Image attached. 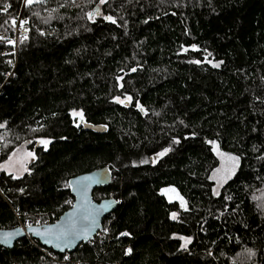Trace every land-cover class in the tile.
Here are the masks:
<instances>
[{
  "label": "trees",
  "instance_id": "16d2710c",
  "mask_svg": "<svg viewBox=\"0 0 264 264\" xmlns=\"http://www.w3.org/2000/svg\"><path fill=\"white\" fill-rule=\"evenodd\" d=\"M24 1L0 0V163L44 145L0 170V229L57 220L69 179L106 166L93 196L120 203L72 259L264 264V0ZM214 146L238 158L216 193ZM14 263L67 264L28 237L0 246Z\"/></svg>",
  "mask_w": 264,
  "mask_h": 264
},
{
  "label": "water",
  "instance_id": "95a60500",
  "mask_svg": "<svg viewBox=\"0 0 264 264\" xmlns=\"http://www.w3.org/2000/svg\"><path fill=\"white\" fill-rule=\"evenodd\" d=\"M127 104L128 103H124ZM141 113L144 110L138 106ZM77 126L85 131L104 133L107 128L104 125H94L85 122L78 117ZM42 145L40 139L33 144L36 151ZM91 179H85V178ZM112 180L108 167H100L91 171L78 174L68 183L74 197L72 205L65 210L59 218L50 224L32 225L23 229L20 226L0 229V246L11 249L19 240L31 236L43 247L50 249L57 254L72 253L81 244H87L103 227V220L117 208V201L114 198H103L96 200L93 191L96 188L106 187ZM74 225V227H72ZM12 233L8 242L5 243L4 234ZM45 233L44 235H41ZM60 236L57 240L55 237ZM70 242L65 247V243ZM59 245V246H57ZM17 264V263H14Z\"/></svg>",
  "mask_w": 264,
  "mask_h": 264
},
{
  "label": "rangeland",
  "instance_id": "374dc122",
  "mask_svg": "<svg viewBox=\"0 0 264 264\" xmlns=\"http://www.w3.org/2000/svg\"><path fill=\"white\" fill-rule=\"evenodd\" d=\"M27 2V0H26ZM34 0H32V3ZM25 5H30L26 4ZM100 15L99 13L93 14ZM80 113V112H72ZM74 116V115H73ZM75 118L78 115L74 116ZM77 120V118L75 119ZM30 141H24L19 145L9 157L0 163V170L12 174L15 177L22 176L29 171V165L35 160L36 152L28 147ZM35 140H33L34 144ZM32 143V142H31ZM32 145V144H31ZM33 146V145H32ZM214 152L216 157V167L211 173V180L214 183V192H218L220 187L226 182L236 171L238 163L232 160V157H236L232 154L221 151L217 146H214ZM160 153L153 155V161H156L160 157Z\"/></svg>",
  "mask_w": 264,
  "mask_h": 264
},
{
  "label": "built area",
  "instance_id": "2783aa9c",
  "mask_svg": "<svg viewBox=\"0 0 264 264\" xmlns=\"http://www.w3.org/2000/svg\"><path fill=\"white\" fill-rule=\"evenodd\" d=\"M24 3L27 4L26 0L24 1ZM15 60H12L10 62V66H11V71L8 73L7 78L11 76L12 71L15 67ZM117 203H120V201H117ZM113 213V212H112ZM111 214V213H110ZM19 216V213L17 214V217ZM37 221L36 224H32L31 221H29L26 225H24L23 223H19V226L22 227L23 229H25L28 226H32V225H45V224H50L53 223L54 221H52L51 216H48L46 219H43L40 215L37 216ZM103 233H107V229L103 230V231H98V233L93 237L92 240H90L89 242L92 243L93 241H98L100 240V237L102 236ZM28 239L31 241V243L33 245H35L36 247L39 248V250L45 254L47 257H49L50 259H52L53 261L57 262V263H67V264H82L81 261L78 260H74L72 259L68 254H65L63 257L59 258L57 257V253H54L53 251L49 252L48 250H45L46 248L43 247L36 239L32 238L31 236H27ZM40 245V246H38ZM45 248V249H44Z\"/></svg>",
  "mask_w": 264,
  "mask_h": 264
},
{
  "label": "snow or ice",
  "instance_id": "6c2138e0",
  "mask_svg": "<svg viewBox=\"0 0 264 264\" xmlns=\"http://www.w3.org/2000/svg\"><path fill=\"white\" fill-rule=\"evenodd\" d=\"M101 2L103 3L104 2V0H101ZM27 3L28 4H31L32 3V0H27ZM6 10V9H5ZM108 19H111V17H108ZM114 22V21H113ZM13 23H15L14 21H13ZM215 66H217L218 67V65H215ZM131 98L129 97V100H130ZM118 102H120V101H118ZM73 115L74 116H76V115H78L79 117H80V119L81 120H83V114L82 113H73ZM45 144H47V142L45 141L44 142ZM232 160H234V161H236L237 163H238V158L237 157H232L231 158ZM85 179H91V178H85ZM174 191V190H173ZM181 203L183 204V201H181ZM173 218L175 219V214L173 215ZM72 227H74V225H72ZM45 233H42L41 235H44ZM13 234L12 233H6V234H4V238H3V240H4V242L5 243H7L8 242V240H9V238L12 236ZM122 235H128L127 233H123ZM57 240H59L61 237L60 236H56L55 237ZM69 243L70 242H66L65 243V247H67V246H69ZM57 246H59V245H57Z\"/></svg>",
  "mask_w": 264,
  "mask_h": 264
},
{
  "label": "flooded vegetation",
  "instance_id": "af4514ba",
  "mask_svg": "<svg viewBox=\"0 0 264 264\" xmlns=\"http://www.w3.org/2000/svg\"><path fill=\"white\" fill-rule=\"evenodd\" d=\"M36 141V140H35Z\"/></svg>",
  "mask_w": 264,
  "mask_h": 264
}]
</instances>
